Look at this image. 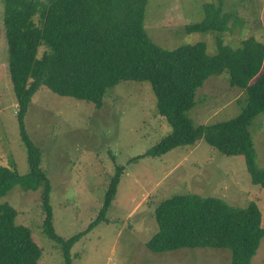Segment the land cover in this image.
I'll list each match as a JSON object with an SVG mask.
<instances>
[{"label": "rangeland", "instance_id": "rangeland-1", "mask_svg": "<svg viewBox=\"0 0 264 264\" xmlns=\"http://www.w3.org/2000/svg\"><path fill=\"white\" fill-rule=\"evenodd\" d=\"M229 14L221 34L232 48L245 37L264 42V0H149L144 27L165 49L205 42L218 51L217 32H187L186 25L205 17V4H218ZM4 0H0V165L16 161L20 174L30 171L27 149L19 135L17 100L9 72ZM245 92L231 86L228 74L209 77L197 90L188 112L195 125L230 120L242 111ZM150 82L123 80L109 88L103 106L61 96L45 86L35 93L26 114V128L42 151V168L51 182L50 202L56 232L70 238L88 228L103 205L118 166H123L117 193L106 217L75 242L72 264H227L224 248H180L156 253L146 246L158 226L153 211L175 194L222 198L245 207L255 201L264 226V188L254 184L241 155L228 156L201 139L165 155L144 156L172 131L156 111ZM258 166L264 168V112L249 126ZM40 190L14 185L2 198L17 210L16 223L27 226L42 249L40 264H65L60 247L43 231ZM251 264H264V237Z\"/></svg>", "mask_w": 264, "mask_h": 264}, {"label": "trees", "instance_id": "trees-1", "mask_svg": "<svg viewBox=\"0 0 264 264\" xmlns=\"http://www.w3.org/2000/svg\"><path fill=\"white\" fill-rule=\"evenodd\" d=\"M149 0H4V27L8 41L9 72L17 100L19 135L30 171L20 174L16 161L0 165V264H40L42 249L31 230L16 223L17 210L2 198L20 184L40 190L43 231L60 247L65 264H72L76 241L106 214L117 193L123 166L116 168L97 218L70 238L54 226L50 202L51 182L43 170L42 151L26 128V114L35 93L45 86L103 106L107 90L120 81L150 82L156 96L157 114L172 131L149 148L144 156H162L179 146L206 140L221 153L244 157L254 184L264 188V168L249 126L264 112V42L245 37L232 48L221 34L228 30L229 14L223 2L205 4L202 21L186 25L187 32H217L218 51L207 52L203 41L165 49L156 44L145 27ZM228 74L231 86L245 92L241 113L226 121L195 125L188 112L196 104L197 90L211 76ZM157 231L146 246L156 253L180 248H224L227 264H251L264 237L262 213L255 201L245 207L218 197L194 193L175 194L153 211Z\"/></svg>", "mask_w": 264, "mask_h": 264}]
</instances>
